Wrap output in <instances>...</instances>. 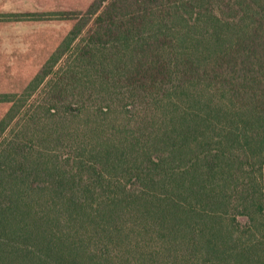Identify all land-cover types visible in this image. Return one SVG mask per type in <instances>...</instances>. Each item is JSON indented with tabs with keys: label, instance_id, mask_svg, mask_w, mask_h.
Listing matches in <instances>:
<instances>
[{
	"label": "trees",
	"instance_id": "16d2710c",
	"mask_svg": "<svg viewBox=\"0 0 264 264\" xmlns=\"http://www.w3.org/2000/svg\"><path fill=\"white\" fill-rule=\"evenodd\" d=\"M0 93V264H264V0H94Z\"/></svg>",
	"mask_w": 264,
	"mask_h": 264
},
{
	"label": "rangeland",
	"instance_id": "374dc122",
	"mask_svg": "<svg viewBox=\"0 0 264 264\" xmlns=\"http://www.w3.org/2000/svg\"><path fill=\"white\" fill-rule=\"evenodd\" d=\"M93 1L0 0V14L80 12ZM73 25L74 22L56 19L0 22V93H21ZM7 107L0 104V119Z\"/></svg>",
	"mask_w": 264,
	"mask_h": 264
},
{
	"label": "crops",
	"instance_id": "0c3cea01",
	"mask_svg": "<svg viewBox=\"0 0 264 264\" xmlns=\"http://www.w3.org/2000/svg\"><path fill=\"white\" fill-rule=\"evenodd\" d=\"M3 2V1H2ZM1 10V9H0ZM2 10H4V8L2 9Z\"/></svg>",
	"mask_w": 264,
	"mask_h": 264
}]
</instances>
